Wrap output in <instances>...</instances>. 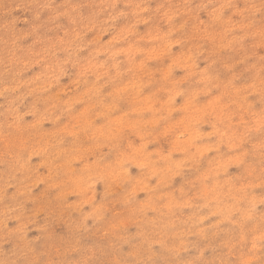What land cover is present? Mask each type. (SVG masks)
<instances>
[{
  "label": "rangeland",
  "instance_id": "rangeland-1",
  "mask_svg": "<svg viewBox=\"0 0 264 264\" xmlns=\"http://www.w3.org/2000/svg\"><path fill=\"white\" fill-rule=\"evenodd\" d=\"M0 264H264V0H0Z\"/></svg>",
  "mask_w": 264,
  "mask_h": 264
}]
</instances>
